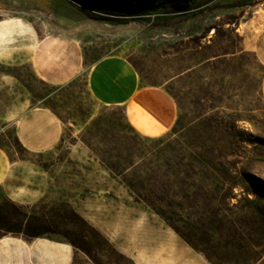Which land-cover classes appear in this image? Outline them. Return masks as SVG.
<instances>
[{"label":"rangeland","instance_id":"rangeland-1","mask_svg":"<svg viewBox=\"0 0 264 264\" xmlns=\"http://www.w3.org/2000/svg\"><path fill=\"white\" fill-rule=\"evenodd\" d=\"M9 18L25 25L0 42V79H17L0 94L53 107L64 133L34 153L0 119L12 184L46 190L25 206L0 187V236L64 240L74 264H264V0H0ZM112 56L139 87L177 97L167 133L133 131L126 105L107 101L122 92L98 77L94 89V66ZM33 58L72 78L42 80ZM150 169L169 181L141 188Z\"/></svg>","mask_w":264,"mask_h":264},{"label":"crops","instance_id":"crops-1","mask_svg":"<svg viewBox=\"0 0 264 264\" xmlns=\"http://www.w3.org/2000/svg\"><path fill=\"white\" fill-rule=\"evenodd\" d=\"M18 25L22 27L25 24L16 22L12 27L4 24L0 42L6 40L8 35H13ZM0 62L4 61L0 59ZM33 63L37 74L46 82H66L72 78L69 76L57 79L51 76L43 66L42 59L38 61L33 58ZM94 67L97 70L91 78L94 89L103 91V88L100 90L97 87L95 77L101 79L104 85L116 86L122 94H114L108 97L107 101L111 104L120 102L126 105L128 120L137 132L144 136H160L172 128L177 108L174 99L165 89L160 86L139 87L135 71L118 56L102 59ZM14 81L17 79L13 76L2 77L0 86ZM0 119L13 123L19 141L34 153H44L56 147L63 138L64 124L60 118L48 107L33 106L31 98L25 95L8 100L7 95L0 94ZM16 164L11 162L6 152L0 148V187L6 184L11 186L9 196L16 204L31 205L34 202L32 197L37 195L41 198L46 190L40 186L12 184L11 178L16 176ZM74 263L75 250L64 240L49 236L33 239L11 234L0 236V264Z\"/></svg>","mask_w":264,"mask_h":264},{"label":"trees","instance_id":"trees-1","mask_svg":"<svg viewBox=\"0 0 264 264\" xmlns=\"http://www.w3.org/2000/svg\"><path fill=\"white\" fill-rule=\"evenodd\" d=\"M73 81H75V80H72L70 83H72ZM168 92V91H167ZM169 93V92H168ZM170 95H172V97H174L175 98V100L177 101V102H179L178 101V99H177V97L176 96H174L172 93H169ZM47 107V106H46ZM49 108V107H48ZM50 109L58 116V114L56 113V111H55V109L53 108V107H50ZM181 126V118H179L177 121H176V125H175V129L177 128V127H180ZM130 129H132L133 131H136L134 128H133V126L130 124ZM19 140V139H18ZM85 141V143H87L93 150H95L97 153H99L98 152V150L97 149H94V147L92 146V144L89 142V141H87V140H84ZM126 153H127V159H126V161H125V163L124 164H129V160H131V158H132V154L133 153H135V152H133V149L132 148H130V147H127L126 148ZM104 162L107 164V166L113 171V172H115V173H120L121 174V172H123V173H125V171L127 170V168L128 167H126V169L124 168L122 171H121V167H120V165H118V164H116V163H114L112 160H111V158L109 157L108 159H105L104 160ZM151 170V175H147V178L149 177L150 179H147V178H144V179H142V177L140 178V181L142 182L141 184H139L140 186H141V188H143L142 186H143V184L145 185V183H149V182H151V181H153L154 182V185H155V183H157V184H159V183H161L162 184V186L166 183V182H168L169 181V179L167 180L166 178H168L166 175H164L165 176V181H161L162 180V176H160L156 171H154V170H152V169H150ZM152 177V178H151ZM147 179V180H146ZM161 179V180H160ZM148 181V182H147ZM152 182V183H153ZM129 185L131 186V187H136V185H134V183H129ZM163 189H164V187H163ZM154 190H156V191H160V193H162V196H163V200L164 201H167V205L169 206V207H172V205H174V201L171 199V197H170V192H169V190H160V187H157V189L155 188ZM150 192H152V190H149ZM147 202L149 201V200H146ZM179 206V205H178ZM39 236H41V235H35L34 237H39Z\"/></svg>","mask_w":264,"mask_h":264},{"label":"bare ground","instance_id":"bare-ground-1","mask_svg":"<svg viewBox=\"0 0 264 264\" xmlns=\"http://www.w3.org/2000/svg\"><path fill=\"white\" fill-rule=\"evenodd\" d=\"M16 22L22 23L20 20H17L14 18H10V19H6L4 21H0V34H3L2 27L4 24H9L12 27V24H14Z\"/></svg>","mask_w":264,"mask_h":264}]
</instances>
